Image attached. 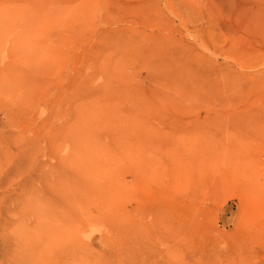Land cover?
<instances>
[{"label": "rangeland", "instance_id": "374dc122", "mask_svg": "<svg viewBox=\"0 0 264 264\" xmlns=\"http://www.w3.org/2000/svg\"><path fill=\"white\" fill-rule=\"evenodd\" d=\"M0 22V229L31 224L21 183L40 224L68 210L66 264H264V0H0Z\"/></svg>", "mask_w": 264, "mask_h": 264}, {"label": "bare ground", "instance_id": "6f19581e", "mask_svg": "<svg viewBox=\"0 0 264 264\" xmlns=\"http://www.w3.org/2000/svg\"><path fill=\"white\" fill-rule=\"evenodd\" d=\"M1 28L2 27H0V30ZM2 37L3 34H0V45L2 43ZM3 52L5 53L6 51ZM3 52L1 53L4 54ZM9 54H11L12 56L13 53H8V55ZM2 58L4 59V57ZM9 59L11 58H8V60ZM4 144L3 141H1V137H0V154L1 152H3L2 150L5 151L7 149V146L4 147ZM3 153L5 154L6 152ZM13 163L15 164L16 161L14 160ZM15 166L17 167L18 165ZM2 170H3V166L2 167L0 166V174L5 175V172ZM0 184L2 183L0 182ZM11 186H13V188H11V191L20 189L22 193L24 192L26 193L25 199L31 201L29 203V210H30L29 218L31 220V224L27 223L28 225L26 226L25 230H21L20 234L18 231H14V230L7 231L8 227H2L0 229V264H25V262H27L28 264H66V260L68 257V246H69V241H68L69 213L68 210L65 208V205L53 204L49 206V208H47L46 210V213H44V217H43L44 221L40 224L39 218L37 219V215L35 214L36 205L34 203V198H33L34 187L30 186L32 187L31 189L30 187H26L24 184L21 183L11 184ZM11 218L14 217L10 216V219ZM11 233L12 235H14L13 237L10 236Z\"/></svg>", "mask_w": 264, "mask_h": 264}]
</instances>
